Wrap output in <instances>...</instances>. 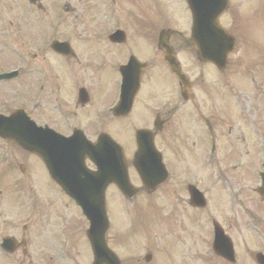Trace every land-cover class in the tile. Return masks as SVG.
<instances>
[{"label": "rangeland", "instance_id": "rangeland-1", "mask_svg": "<svg viewBox=\"0 0 264 264\" xmlns=\"http://www.w3.org/2000/svg\"><path fill=\"white\" fill-rule=\"evenodd\" d=\"M57 1L58 0L42 1L43 4L46 5L45 8H47L48 14L45 16L43 10L38 11V14L44 20L47 19V22H43L41 24L42 26L37 24V31H40V29L42 30L44 27V29L47 28L48 30L56 26V22L55 24L52 23V26L49 22L53 18ZM60 1L59 4H63L62 1L66 3L65 14L61 19H57V21H62L59 28L61 36H65L67 35L65 33L71 32L72 35L78 39L79 35L88 32L92 37H97L96 31L110 32L117 26L125 30L127 34V44L121 47H114L112 50L110 47L106 49L110 60L116 58L124 59L126 50H133L134 53L136 52L140 56H144L146 53L148 54L152 49L150 41L153 38L155 39L159 32L165 27L180 31L189 37L191 16L185 0H116V4L113 6L110 4V0ZM0 2L4 5L6 3H11V6L17 5V9L13 6L9 11L3 7L4 15L8 14L10 17L15 18L20 16L25 18L27 16L29 20V15L17 16V12L14 13L16 10L25 9L27 4L25 0H0ZM230 2V8L222 17V22L232 33L238 34L239 49H241V52L230 59V66L224 73L218 72L209 65L197 63L194 59H192L193 64L185 61L188 69L186 70L190 73V78L194 83L193 90L198 98L197 101L200 112L203 115L211 117L215 121L217 129L216 136L220 147L210 156L206 149L209 138L205 135V129L202 128V131H197L202 134V142L197 141L199 140V136L195 129H192L189 122L192 116H185L183 112H180L174 120L178 122L181 118H184L185 121L182 123L183 127L178 130L187 131L183 132L184 136L189 135L194 141L188 143L190 139L186 138L184 140L180 135L181 132L178 131V136L181 140L175 142L174 147H170L168 140L163 142L165 161L169 164V167L173 165L176 168L177 174L172 175L171 183L167 184L163 191L160 190L158 192L160 195H163L161 200H159L158 196H153L152 198H147L146 201L152 208L159 209L160 207L161 209H168V207H170L171 210L176 213L178 209L185 207L182 201L183 198H188L186 181L198 182L199 184H197L202 189L212 190L217 186L220 189L207 194L209 200L207 208L208 217L202 212L196 213L188 208L186 212H191L188 213L187 218L185 217V221L182 219V216V224L179 225L176 223L177 227L171 229H169L170 223L168 217L158 215L153 209H149L148 211L142 210L145 216V230L149 232H147L145 239L136 237L133 241L131 239L125 241L124 254L127 255L130 251V255L126 258V262H129L132 258V252L145 255L146 251L149 249L152 251L154 248L159 249L162 245L161 240H165L163 251H161L156 258H153V263L160 264L161 261L169 260L177 253L173 264H181L178 255V253H180V248H184L188 243H193V249L197 251L198 248H202L203 246L201 240H211L210 235L212 231L211 225H209L211 217H215V219L224 226L239 249L245 251L252 250L249 249V246L254 247L257 245L258 240L255 233L257 229L252 224L254 223L256 225V223L254 220L249 219L248 216H245V213L248 211L247 208H249L250 210L256 211L260 217H263L264 205H262V210L254 205L256 202L255 198L259 199V196L253 191L251 193L252 187L249 186L250 189L247 195H238L235 201L236 211H233L232 200L234 197L230 195L229 199V197L225 195L226 192H231V186L223 184V180L218 179V174H220L223 179H229L231 182L232 180H234V182L236 180L242 182L241 184H232L236 193L239 192L240 185L242 187H248L249 184L253 185L254 178H257L258 175L256 176L253 172V168L250 167L252 164L255 166L257 165L258 171L261 169V162L264 160V0H230ZM118 13L120 14L119 16L116 15L113 17L114 14ZM1 16L2 14H0V18ZM163 16H165V20L162 18ZM32 30L33 29L29 27V32ZM76 44L74 43L75 46ZM82 44H87L95 48V43L92 40ZM1 48L3 49L0 43V49ZM22 49L29 54H32L34 51V49L30 51L25 47H22ZM186 50L189 52V49ZM98 51L102 50L98 49ZM142 51H144L145 54H143ZM188 52L184 51L180 53L181 56H184L183 53ZM83 55L84 57L91 56L87 51H85L84 54L80 53L81 57H83ZM189 55L194 58L192 54ZM3 64L4 61L0 58V65ZM8 65L10 66L11 64ZM158 65L159 63L153 65L155 68L159 67L156 70L154 68V70L155 72L159 71L160 75H163L165 72ZM76 68L79 69V66L76 65ZM103 69L106 75H110L108 78L111 82V89L108 95L113 98L117 93L115 87L118 75L112 66V62H108V67H104ZM201 73L204 74L203 78ZM150 76L152 77V74H149L147 78ZM66 79H68V76H66ZM150 80H147V84H144V87L147 86L144 94L150 91L152 93L149 96L143 94L141 99L138 100L133 117L137 116L145 105L150 104L149 102L157 104L158 102L156 103L154 100L159 98L160 91L161 94L164 93L163 96H167L168 94L172 95L173 93L174 85L169 80L168 75L167 78L163 77V82L157 75L152 81ZM167 80H169V84L165 83ZM50 85L53 86L52 80ZM151 86H155L158 89L155 90ZM141 117L142 119L136 118L135 120L144 121L145 123L144 113ZM187 117H189V125H185ZM135 122L137 121H131V118L128 120L127 126L130 127L128 132H135L136 126L138 125ZM172 129L174 130V128ZM111 134L119 143L122 145L125 144L128 154L134 149L133 143L129 145V134L115 131H111ZM233 142H237L238 145L234 146ZM182 144H184L185 148L182 147ZM228 145H230V147H228ZM243 148L246 149L244 150L245 152H238V150ZM206 155L208 159L205 158L204 161L203 158ZM129 158L130 155H128V159ZM203 162L207 163V165L204 164V167L202 165ZM177 166L180 167V170ZM236 166L238 169L235 168ZM202 173L203 176H201ZM132 175L133 181L136 182L134 171H132ZM205 177L208 178L206 179ZM214 179H218L217 184L211 182ZM110 189L114 188L110 187ZM248 195L252 196L251 204H247V201H251L248 199ZM44 198L45 197L41 193V209L45 207ZM141 199L142 197L136 200L138 201L137 203H140ZM107 200L111 206V208L109 207L110 211L112 210L113 231L121 230L122 213L120 200H117L116 196L112 195L111 192H109V194L107 192ZM168 201L171 205H167ZM162 205L164 207H162ZM141 208L143 207L138 206V209ZM146 213L157 218V220L159 217L163 221H168L167 229L160 231L154 228L153 224L148 222ZM249 220L252 223L248 222ZM184 222H186V224ZM35 225H37V227L32 230H36L37 228L40 229L42 224L38 221ZM262 225L264 227V223ZM168 234H170L171 237H168ZM182 240L186 241L182 244ZM120 241L123 242L121 239ZM77 242V240H74L73 244ZM76 245L77 244L72 246L71 249L73 257L80 262L79 264H86L84 250L80 251L78 248L75 249ZM120 245L122 248V244ZM121 248H118V251L121 252ZM34 249L35 247H32L31 251H34ZM164 264L168 263L164 262Z\"/></svg>", "mask_w": 264, "mask_h": 264}, {"label": "flooded vegetation", "instance_id": "flooded-vegetation-1", "mask_svg": "<svg viewBox=\"0 0 264 264\" xmlns=\"http://www.w3.org/2000/svg\"><path fill=\"white\" fill-rule=\"evenodd\" d=\"M87 90V95H88V89ZM86 95V96H87ZM77 98H78V93H77ZM73 107V104H72ZM40 109V111L45 115L46 111H45V107L40 104V107H38ZM77 109H82L85 110L86 106H80L77 105L76 106ZM56 109L62 112V107L60 105H56ZM72 114L74 116L78 115V112L74 111L72 112ZM85 117H91L92 115H87V114H83L80 113ZM249 249H252L251 246H249ZM236 253H237V257H236V262H230L226 259H224L222 256H218L216 254H214L211 258L209 257H204V255H207V253H205V251H203L201 254H199L200 256L198 257V260L200 261V264H262V259L259 256V253H264V250L261 246L257 247L254 250H243V249H239L236 248Z\"/></svg>", "mask_w": 264, "mask_h": 264}, {"label": "water", "instance_id": "water-1", "mask_svg": "<svg viewBox=\"0 0 264 264\" xmlns=\"http://www.w3.org/2000/svg\"><path fill=\"white\" fill-rule=\"evenodd\" d=\"M190 4H191V8H192V11H193V14H194V19H195V27H194V34H199L201 29H202V25L204 24V17L202 15V10H203V6L202 5H199V4H195L190 0ZM227 5V2L225 0V4L223 5V8ZM213 25L216 27L218 26L217 24V21H216V18L215 20L213 21ZM220 29V28H219ZM221 30V29H220ZM222 31V30H221ZM222 36L224 38H226V36L224 34H222ZM194 38V45L195 47L197 48V50L199 51L200 55L205 59V54H204V47L202 44H200V40L195 37V35L193 36ZM228 49L226 48L224 51H223V55H222V60L225 62V58L227 56V52ZM211 59V58H210ZM223 62V63H224ZM217 63V62H216ZM171 65L173 66V68L177 71L176 69V66L171 63ZM101 200H103V198H101Z\"/></svg>", "mask_w": 264, "mask_h": 264}]
</instances>
